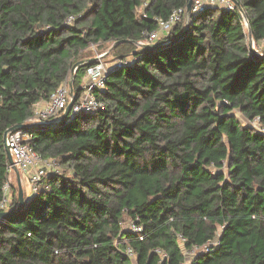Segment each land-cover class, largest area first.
Wrapping results in <instances>:
<instances>
[{
    "label": "trees",
    "instance_id": "obj_1",
    "mask_svg": "<svg viewBox=\"0 0 264 264\" xmlns=\"http://www.w3.org/2000/svg\"><path fill=\"white\" fill-rule=\"evenodd\" d=\"M236 1L242 12L190 13L158 40L187 24L178 41L146 51L155 19L188 0H0V199L8 128L24 124L63 167L0 221V264H132L127 248L135 264H180L181 241L200 248L191 264H264V131L251 125L264 126V56L249 47L264 39V0ZM110 41L126 63L93 91L104 107L30 124L83 60L77 99L84 51Z\"/></svg>",
    "mask_w": 264,
    "mask_h": 264
},
{
    "label": "built area",
    "instance_id": "obj_2",
    "mask_svg": "<svg viewBox=\"0 0 264 264\" xmlns=\"http://www.w3.org/2000/svg\"><path fill=\"white\" fill-rule=\"evenodd\" d=\"M205 8H223L228 11L236 9V5L232 0H191L190 13H197ZM186 17L185 8L174 9L166 19L156 18L157 26L155 29L145 32L144 38L138 42V47L143 44L155 43L162 36L168 34V32L176 25L183 17ZM264 44V39L260 41ZM105 53H96L94 55V63L85 69V76L87 78L86 83L81 87V92L76 100H73L70 112L71 114L78 113H90L95 112L104 107V103L97 99L93 94L95 89H104L105 80L107 77L108 67L106 63L102 61V57ZM126 61L124 59H117L114 61L115 66H123ZM74 98L69 94L68 81L61 84L45 102L43 109L38 112L36 118L29 120L30 124H53L63 113L68 102ZM251 125L264 131V126H261L259 117H255L251 121ZM31 138V134L22 130L10 131L7 134L6 146L12 157L14 165L21 173H28V184L30 187V193H36L42 184V179L49 173H59L60 170L53 159L42 158L37 152L33 150L28 141ZM9 170L11 167L9 165ZM11 192L9 181H6L2 186V198L0 199V211L10 209ZM127 228L133 232L138 239L145 237L141 226L135 222H129ZM181 251L185 256L184 261L180 264H191V260L194 257V251L196 247L191 250L184 248L182 241L180 242ZM160 255V261L165 258V254L160 250H154ZM191 251V254H189ZM126 253L132 258L133 264V252L130 248L126 249ZM190 256L189 260L187 256Z\"/></svg>",
    "mask_w": 264,
    "mask_h": 264
},
{
    "label": "water",
    "instance_id": "obj_3",
    "mask_svg": "<svg viewBox=\"0 0 264 264\" xmlns=\"http://www.w3.org/2000/svg\"><path fill=\"white\" fill-rule=\"evenodd\" d=\"M234 2V4L236 5L237 9L242 12L241 10V6L240 4L236 1V0H232ZM190 9H191V0H188L187 4H186V15L188 16L190 14ZM187 30V24H185V27L184 29L179 32L176 36L170 38L169 40H166V41H158V42H155V43H150V44H143L141 45L140 47L143 49V50H146V51H150V50H153V49H158V48H164L176 41H178L182 36L183 34L186 32ZM251 41L249 43V47H250V50L253 52V55L256 56V52L254 51V49L251 47ZM94 60V59H93ZM86 63L85 61L81 60V61H77L75 62L71 69H70V80L68 82V87H69V94L70 96H72V80H73V76H74V72L76 70V68L79 66V65H82ZM73 104V99H71L67 106L65 107L63 113L61 114V116L56 120V123L58 122H62L68 115V113L70 112V109H71V106ZM24 124H18V125H14L10 128H8L4 134H3V144H4V149H5V155H6V158H7V162L8 164L10 165L11 169L14 171L15 175H16V179H17V203L15 206L11 207L10 209L8 210H5V211H0V221L6 219L7 217L11 216L12 214H15L23 205H24V193H23V189H22V186L20 184V175H19V170L17 169V167L14 165L13 163V160H12V157L9 153V150L6 146V138H7V134L8 132L10 131H15V130H20L21 128H24Z\"/></svg>",
    "mask_w": 264,
    "mask_h": 264
},
{
    "label": "rangeland",
    "instance_id": "obj_4",
    "mask_svg": "<svg viewBox=\"0 0 264 264\" xmlns=\"http://www.w3.org/2000/svg\"><path fill=\"white\" fill-rule=\"evenodd\" d=\"M162 37H164V36H162ZM251 42H252L251 43V47L256 52V56H264V44L261 43V42H259V44H255L253 41H251ZM113 44L114 43L112 41H110V42H106V43H103V44L91 45L87 50L84 51V53H85L84 55L85 56H88V57H91V56H94L96 53H102L103 52L105 54L103 55V57L101 59H102V61L104 63H106V65L109 66L110 65L109 63L110 62H114V58L116 57L115 54H114V51H112ZM118 46H119V49L118 50L120 52H125L127 50V48L125 46H122V47L120 45H118ZM70 78L71 77L69 75L68 82H69ZM40 109H41V107L34 108V114H35L34 117L35 118L37 117L36 111H40ZM58 168H59L60 171H63V167L62 166L59 165ZM20 174H23V175H20V177H23L22 179H24V177L25 178L28 177V173H21L20 172ZM11 179L12 180H11V182H9V184H10V186H12V188L15 191H17V183H16L15 175L12 176ZM24 195H26V193ZM128 224H129V221L126 223V226L125 227H127ZM199 249L200 248L195 249L194 254ZM189 252H190L189 254H191V251H189ZM187 258L189 260L190 256L188 255ZM133 264H135V261H133Z\"/></svg>",
    "mask_w": 264,
    "mask_h": 264
},
{
    "label": "crops",
    "instance_id": "obj_5",
    "mask_svg": "<svg viewBox=\"0 0 264 264\" xmlns=\"http://www.w3.org/2000/svg\"><path fill=\"white\" fill-rule=\"evenodd\" d=\"M117 59H118V56L114 58V61L117 60ZM109 64H110L109 66H113L114 62H110ZM86 80H87V78H86L85 73H84L83 76L80 79V83H79V87L80 88L86 83ZM73 93H74V91H73ZM44 105H45V102L42 101V102L37 103L34 108L41 107V109H40V111H41L43 109ZM40 111H36L37 116H38V112H40ZM14 175H15L14 171L12 169L9 170V181L10 182L12 180L11 179L12 176H14ZM19 175H23V174H20V172H19ZM22 178L23 177H20V184L22 186L23 193L24 194L26 193V195H24V196L32 194V193L29 192L30 191V187H29V184H28V177H26V178L24 177V179H22ZM15 179H16V175H15ZM16 183H17V179H16Z\"/></svg>",
    "mask_w": 264,
    "mask_h": 264
}]
</instances>
